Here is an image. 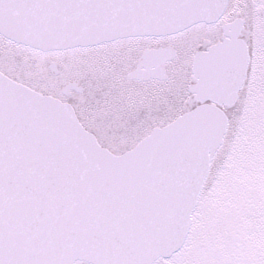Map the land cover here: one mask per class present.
I'll list each match as a JSON object with an SVG mask.
<instances>
[{"label":"water","instance_id":"obj_1","mask_svg":"<svg viewBox=\"0 0 264 264\" xmlns=\"http://www.w3.org/2000/svg\"><path fill=\"white\" fill-rule=\"evenodd\" d=\"M80 1L0 0L1 31L19 43L44 50L58 49L64 39H71L68 48L89 46L129 36H166L197 22L211 23L228 3L159 0L169 5L163 16L132 22L114 19L103 7L118 0H94L88 10L81 9ZM149 58L155 64L164 59L160 54ZM211 65L206 68L208 75L214 74ZM0 99L8 102L7 112L15 122L7 129L31 135L25 150H41L34 146L37 140L46 152L44 162L32 163L42 167L45 179L27 178L15 192L16 203L0 206V227L29 220L43 224L52 237L30 252L19 243L13 252L0 255V264L140 261L168 258L179 250L169 226L175 196L181 186L202 190L209 163L226 133L223 114L215 108H200L155 131L132 153L114 158L79 127L70 107L2 77ZM8 187L17 189L2 182L0 196ZM62 187L67 190L65 197ZM78 193L87 199L76 204V215L69 219L65 200L75 201Z\"/></svg>","mask_w":264,"mask_h":264},{"label":"rangeland","instance_id":"obj_2","mask_svg":"<svg viewBox=\"0 0 264 264\" xmlns=\"http://www.w3.org/2000/svg\"><path fill=\"white\" fill-rule=\"evenodd\" d=\"M236 18L250 26L249 43L252 63L240 102L234 110L223 146L212 162L211 172L202 193L211 199V213L234 219L241 210L248 213L242 224H225L211 232L192 252L191 259L230 264L264 262V0H231L218 25H198L180 35L164 39L175 54L188 55L186 70L175 66L174 59L165 63L170 77H185L169 89L163 99L154 101L146 93L137 96L123 90L153 87L163 95L170 82L153 81L147 85L138 79L129 83L124 68L139 47L110 44L96 49L74 50L72 54H41L28 48L0 49V71L18 83L43 95L73 105L85 128L99 144L115 155L134 148L155 128L171 123L181 114L165 115L167 107L176 105L178 85L191 83V59L195 52L214 44L221 36V26ZM162 39H147L152 47ZM176 41V43H175ZM19 47V46H18ZM145 47V46H144ZM174 55V53H173ZM118 68L119 78L117 79ZM164 71V72H165ZM180 78V79H181ZM142 81H144L142 79ZM78 88L66 87L79 85ZM176 87V88H175ZM80 89L81 92L78 90ZM174 92H173V91ZM108 93L104 97V93ZM172 91V92H171ZM66 95V96H65ZM131 104V106H129ZM244 125L245 127L241 128ZM161 261L165 264L174 259Z\"/></svg>","mask_w":264,"mask_h":264},{"label":"snow or ice","instance_id":"obj_3","mask_svg":"<svg viewBox=\"0 0 264 264\" xmlns=\"http://www.w3.org/2000/svg\"><path fill=\"white\" fill-rule=\"evenodd\" d=\"M112 13L114 19L121 17L132 22L143 19H158L163 16L168 4L159 0H118V2L103 5ZM210 91H215L210 88ZM245 126L242 125L243 130ZM211 199L202 193L196 186H181L175 196V201L170 213V229L179 249L175 258L165 264H230V262L195 261L190 257L195 248L208 237L211 232L219 231L225 224H242L247 219L248 213L244 210L238 212L234 219L215 216L211 213L208 200ZM264 215V214H262ZM33 264H161L160 259L140 261L103 260L91 261H53L39 260ZM264 264V262H262Z\"/></svg>","mask_w":264,"mask_h":264},{"label":"flooded vegetation","instance_id":"obj_4","mask_svg":"<svg viewBox=\"0 0 264 264\" xmlns=\"http://www.w3.org/2000/svg\"><path fill=\"white\" fill-rule=\"evenodd\" d=\"M247 26V25H246ZM245 26V27H246ZM247 28V27H246ZM245 29L243 28L242 30H241V32L239 33V40H242V41H245V39L247 40V38H246V34H245V31H244ZM220 39H221V36H220ZM122 42H124V41H122ZM125 42H127V44L126 43H123L122 45H119L120 47H125V46H129V45H132V46H134V47H139V49H140V52L138 53V55L137 56H133L132 58H134V61H133V68H132V71H135V70H138V71H140V69L141 70H143V68H142V65H141V62H140V59L142 58V55H141V53L143 54V51H146V50H172V52H174L175 53V51H174V49H173V47H170L169 45H168V43H167V41H165V40H162L160 43H156L155 45H153L152 47H146L147 46V40L146 39H135V40H126ZM175 43H176V41H175ZM248 43V42H247ZM205 45H206V47H208L209 46V44L208 43H205ZM145 46V47H144ZM98 51V50H97ZM96 51V52H97ZM175 59H174V62H175V66H178V67H180V65H184V64H186L187 63V57H188V55H185V54H183V55H181V54H179V53H177L176 55H175ZM150 75H148V77H149ZM148 79V78H147ZM181 92L182 93H184L183 92V90H181ZM184 95L185 94H183V96L182 97H184ZM186 102L189 104V105H197V104H199V102L197 101V99L195 98V96H193V95H190L188 92H187V94H186ZM230 115H231V117H232V115L233 114H231V112H230Z\"/></svg>","mask_w":264,"mask_h":264}]
</instances>
